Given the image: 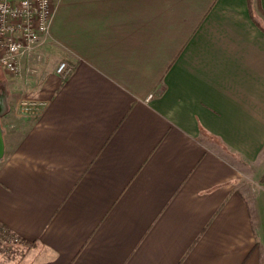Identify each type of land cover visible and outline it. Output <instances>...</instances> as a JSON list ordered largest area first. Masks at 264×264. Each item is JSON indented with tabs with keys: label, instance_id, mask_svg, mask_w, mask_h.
<instances>
[{
	"label": "crops",
	"instance_id": "crops-1",
	"mask_svg": "<svg viewBox=\"0 0 264 264\" xmlns=\"http://www.w3.org/2000/svg\"><path fill=\"white\" fill-rule=\"evenodd\" d=\"M52 1L44 86L0 79L20 264H264V0Z\"/></svg>",
	"mask_w": 264,
	"mask_h": 264
},
{
	"label": "built area",
	"instance_id": "built-area-1",
	"mask_svg": "<svg viewBox=\"0 0 264 264\" xmlns=\"http://www.w3.org/2000/svg\"><path fill=\"white\" fill-rule=\"evenodd\" d=\"M55 6L52 0H0V68L20 76L38 71L40 49L50 39ZM74 67L60 60L55 72L65 77ZM22 102V101H21ZM25 103V102H22ZM8 236L9 234L3 229ZM12 239L18 241L17 237Z\"/></svg>",
	"mask_w": 264,
	"mask_h": 264
},
{
	"label": "rangeland",
	"instance_id": "rangeland-1",
	"mask_svg": "<svg viewBox=\"0 0 264 264\" xmlns=\"http://www.w3.org/2000/svg\"><path fill=\"white\" fill-rule=\"evenodd\" d=\"M53 62L54 61L52 59H48L45 60V63H38L37 65L41 64L38 67V72L33 76H30V80L28 81L27 77H23V79H20L19 76H15L7 72H5L6 75L0 73V79L2 82L4 81L3 84L5 85L10 98L14 99V101L17 103L19 98L21 97L20 91L22 93L24 91L26 94V89H24L26 82L28 83V92L30 94L29 96L28 94H26V97H35L37 91L44 86V83L47 80L48 74L45 75V70L50 68ZM31 84L34 85H32L31 87ZM26 247V245L15 241L5 232H0V264H20L24 259Z\"/></svg>",
	"mask_w": 264,
	"mask_h": 264
},
{
	"label": "trees",
	"instance_id": "trees-1",
	"mask_svg": "<svg viewBox=\"0 0 264 264\" xmlns=\"http://www.w3.org/2000/svg\"><path fill=\"white\" fill-rule=\"evenodd\" d=\"M3 229L6 230V232L9 234L10 237L14 236V237H17L15 234H13L9 229L3 227L1 224H0V232L3 231ZM18 238V237H17ZM18 242H20L21 244H24V245H28L29 247L32 246L33 243H29V242H25L24 240H21L20 238H18Z\"/></svg>",
	"mask_w": 264,
	"mask_h": 264
},
{
	"label": "water",
	"instance_id": "water-1",
	"mask_svg": "<svg viewBox=\"0 0 264 264\" xmlns=\"http://www.w3.org/2000/svg\"><path fill=\"white\" fill-rule=\"evenodd\" d=\"M3 148H4V145H3V136H2V130L0 128V158L3 154Z\"/></svg>",
	"mask_w": 264,
	"mask_h": 264
}]
</instances>
